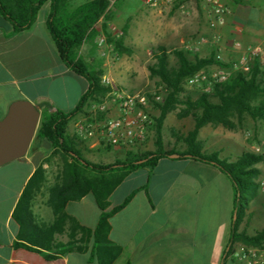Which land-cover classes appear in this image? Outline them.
Masks as SVG:
<instances>
[{
	"label": "crops",
	"instance_id": "obj_1",
	"mask_svg": "<svg viewBox=\"0 0 264 264\" xmlns=\"http://www.w3.org/2000/svg\"><path fill=\"white\" fill-rule=\"evenodd\" d=\"M113 1L110 0L109 6ZM220 1L227 12L224 23L213 28L208 23L211 13L205 0H178L175 9L177 23L167 31L177 41L189 39L199 51L209 49L219 53L225 62L224 68L234 72L231 62L241 51L234 43L239 41L245 47L264 42V0ZM130 6L125 2L113 8L116 16L124 15L127 31L132 26L126 22L132 13ZM49 9L50 3L45 1L32 24L20 32H13L11 22L0 14V119L7 113L9 105L20 99L32 102L40 116L45 110H71L87 87L86 79L71 72L59 56L46 25ZM103 21L104 18L99 17L95 24L98 34L81 45L80 53L99 59L96 45L98 35L102 34L100 27ZM212 33L221 35L217 44L199 41V37ZM102 65L95 68H103ZM72 78L80 81V87L69 101ZM89 108L88 103L84 112L76 116ZM170 113L162 123L163 144L167 122L171 120ZM75 117L69 121L68 127H74ZM247 117L245 115L240 124L234 119L236 126L232 129L213 124L202 126L198 132L202 150L217 151L220 157L231 161L245 151L261 152L264 120L249 117V121ZM174 124L172 136L180 142L176 147L174 142L164 148L183 151L186 148L183 138L193 127V118L191 115H177ZM86 142L88 148H101L92 146L88 140ZM146 142L143 147L148 146ZM31 145L23 156L0 165V264H100L95 258L91 259L92 236L85 250L67 252L54 260L46 259L36 251L14 246L19 226L13 218V211L25 183L42 161L36 147ZM76 147L83 152L81 147L86 146L76 144ZM110 149L116 154L124 151ZM124 155L123 152L121 157ZM43 166L46 168L48 165L44 163ZM255 167L258 169L255 178L257 193L250 200L248 220L240 225V229L249 234L255 233L248 231L251 227L254 230L264 227V158ZM54 181L55 178L50 180L46 169L45 183L31 206L38 221L53 220L46 199L48 187ZM123 185H127L125 191L118 192ZM128 195H131L129 201L109 218L108 237L122 248L113 264H221L233 217V187L230 179L216 166L193 158L164 156L154 167L144 166L126 174L108 195L109 207L120 204ZM65 211L90 230L95 228L101 212L91 192L79 200L68 201ZM57 239L67 240V234H58ZM247 247L240 242L234 243L233 251L224 263L244 264L235 252Z\"/></svg>",
	"mask_w": 264,
	"mask_h": 264
},
{
	"label": "trees",
	"instance_id": "obj_2",
	"mask_svg": "<svg viewBox=\"0 0 264 264\" xmlns=\"http://www.w3.org/2000/svg\"><path fill=\"white\" fill-rule=\"evenodd\" d=\"M45 1L50 3L46 25L59 56L71 72L86 79L87 87L71 110H45L40 116L32 142L47 141L51 146L50 156L57 154L61 160L55 181L48 187L46 199L54 217L51 222L38 221L31 208L35 195L46 180L43 164L48 158H45L28 178L14 208L13 218L19 226L14 246L36 251L46 259L54 260L67 252L85 250L92 236L91 259L95 258L100 264H113L122 248L108 237L109 218L129 201L131 195L113 207H109L108 195L129 172L144 166L154 167L159 158L176 152L179 157L216 166L231 181L233 217L221 264H225L236 242L262 247L264 227L249 234L245 229H240V225L249 218V203L257 193L255 178L258 169L255 164L264 158V154L245 151L231 161L220 157L217 151H203L198 139L199 129L206 124L232 129L236 126L234 119L240 124L245 115L254 120H264V85L257 82V63L249 74L236 71L226 82L213 83L210 92L203 91L192 99L184 93L186 78L211 64L225 66V62L216 58L215 54L190 59L185 50L174 48L172 52L177 63L171 65L167 47L161 43L153 45L151 54L154 62L147 69L150 77L157 78L165 89L163 100L154 103L158 109L152 129L154 148L127 150L123 158L109 163L93 162L76 147V142L67 133V127L73 117L84 112L90 100H97L110 87L101 82L103 68H89L79 49L87 39L92 40L98 34L95 24L102 16L104 21L100 30L105 42L112 46L116 54L130 55L132 47L124 43L123 37L128 26L124 24L121 34L116 36L107 30L110 0H86L75 6H70L72 0H0V14L11 22L13 32H20L32 24ZM176 109H179V117L191 115L193 118V127L183 138L186 144L183 151L165 149L163 144L162 123L166 115ZM89 192L94 195L101 210L93 230L80 225L65 211L68 201L79 200ZM63 233L67 234V240L57 239V235Z\"/></svg>",
	"mask_w": 264,
	"mask_h": 264
},
{
	"label": "rangeland",
	"instance_id": "obj_3",
	"mask_svg": "<svg viewBox=\"0 0 264 264\" xmlns=\"http://www.w3.org/2000/svg\"><path fill=\"white\" fill-rule=\"evenodd\" d=\"M84 2L86 0H72L70 6H75L77 2ZM178 0H156V4H148L145 0H117L116 3H113L111 6L108 5L107 13L109 14V19L106 20L107 30L111 33L113 31H121L124 26L125 17L116 16L113 8H118L123 5L125 2L130 3L131 6L129 9H132L130 17L126 20L128 24H131L130 31L128 30L124 35V43L132 47V52L130 55H118L113 50L112 46L107 44L104 39V34L98 35L97 45L99 52V59H93L87 53H80L81 48L79 49V54L86 60L89 68L100 66L104 63L103 66V75L108 77L116 86L125 88L128 90H141L145 92L155 91L158 92L162 98L165 93L164 86L158 81L157 78H152L149 75L147 66L154 62V59L151 54V47L156 44H164L169 50V60L171 65H176V57L173 54L172 50L174 48H180L186 51L187 56L190 59H193L195 56H209L210 54H216L214 51H199L196 49L195 45L187 41H177L170 31L167 29H172L173 25L177 23L176 16V6ZM80 2V3H81ZM117 12V11H116ZM186 15V14H185ZM96 27V25H95ZM101 31V30H100ZM210 34L207 37H211ZM116 36V34H115ZM225 67L219 66L216 64H211L206 66L203 70L207 72H212L218 68ZM229 72V71H228ZM234 74V72H229V78ZM80 81L76 78L71 79V84L69 87V101L72 99V96L75 91L79 90ZM203 91H211V86L208 87L205 83L199 84H187L184 81V93L190 96L192 99H196L198 95ZM151 110L153 114H158V109L154 104H151ZM178 111H173L170 113V118L167 122L168 128L166 131V138L164 140V147L170 146L175 142V147L180 142L178 139L172 136V132L175 123V118L177 117ZM91 112L88 110L85 113H82L76 116V120L80 117H89ZM250 121V118L247 117ZM75 123V122H74ZM74 127L69 126L67 128V133L69 137L76 142L77 145L86 146L85 148L81 147L83 152L82 154L93 162L98 163H109L113 162L115 159L123 158L121 155L125 154L126 151H119L120 154H116L112 149L108 147H101L100 149H93L87 147L86 140L80 139L74 133ZM153 126L150 128L147 136V144L143 149L137 150H149L154 148L153 140ZM175 130V129H174ZM164 133V132H163ZM32 147H36V153L39 157H42V160L48 158L46 169L49 170L50 180L55 178L56 173L60 169L61 160L59 156L53 155L50 156L51 146L45 140H39L38 142H31ZM148 147V148H147ZM33 150V149H31ZM122 153V154H121ZM127 185H123L118 192H123ZM48 213L52 215L50 209ZM257 229V227H256ZM249 232L257 231L253 227L249 228ZM117 262L115 264H119ZM235 264H239L236 262Z\"/></svg>",
	"mask_w": 264,
	"mask_h": 264
},
{
	"label": "built area",
	"instance_id": "obj_4",
	"mask_svg": "<svg viewBox=\"0 0 264 264\" xmlns=\"http://www.w3.org/2000/svg\"><path fill=\"white\" fill-rule=\"evenodd\" d=\"M148 4H156V0H145ZM209 6L210 27L224 23L227 8L220 0H205ZM120 35L121 31H113ZM221 40L219 33L211 37L201 36L200 42L217 44ZM234 45L241 48L236 60L231 62L234 72L240 71L249 74L257 63V82L264 85V42L242 47L239 41ZM216 58L223 61L221 55ZM229 72L226 68H218L207 72L203 69L187 77V84L205 83L210 87L213 83L226 82ZM101 82L110 87V90L97 100H90L89 117H80L74 123V133L77 137L91 142L92 146L109 147L114 149L137 150L143 149L150 128L155 123V116L151 104L161 102L162 96L155 91L128 90L116 86L108 77L102 76ZM264 154V140L261 152ZM235 255L243 260L244 264H264V245L262 247L249 246Z\"/></svg>",
	"mask_w": 264,
	"mask_h": 264
},
{
	"label": "water",
	"instance_id": "obj_5",
	"mask_svg": "<svg viewBox=\"0 0 264 264\" xmlns=\"http://www.w3.org/2000/svg\"><path fill=\"white\" fill-rule=\"evenodd\" d=\"M40 111L29 100L13 101L0 119V165L23 156L37 131ZM168 156L177 157L178 153Z\"/></svg>",
	"mask_w": 264,
	"mask_h": 264
}]
</instances>
